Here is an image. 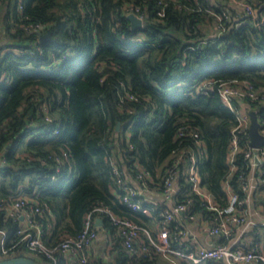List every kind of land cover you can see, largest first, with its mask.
I'll return each instance as SVG.
<instances>
[{
    "label": "trees",
    "instance_id": "trees-1",
    "mask_svg": "<svg viewBox=\"0 0 264 264\" xmlns=\"http://www.w3.org/2000/svg\"><path fill=\"white\" fill-rule=\"evenodd\" d=\"M250 3L257 9L264 0ZM210 10L232 15L221 36ZM132 12L143 19L142 28H132ZM241 14L227 0H0V201L22 188L48 204V247L78 236L85 215L99 204L152 228V218L121 203L110 157L128 179L137 160L156 170L186 125L206 145L202 184L226 205L223 181L239 121L221 90L244 82L264 88V24H258L264 7L234 23ZM49 32L52 40L43 41ZM243 102L264 127V106ZM238 138L230 183L243 198L238 179L248 173L250 128ZM257 193L263 200L264 184ZM193 209L211 213L198 201ZM0 228L13 232L18 223L0 210ZM100 229L109 233L110 256L92 257L94 264H162L159 256L131 255L108 217ZM253 233L264 243V227ZM56 256L57 264H78Z\"/></svg>",
    "mask_w": 264,
    "mask_h": 264
},
{
    "label": "built area",
    "instance_id": "built-area-1",
    "mask_svg": "<svg viewBox=\"0 0 264 264\" xmlns=\"http://www.w3.org/2000/svg\"><path fill=\"white\" fill-rule=\"evenodd\" d=\"M227 1L242 12L238 17L258 16L250 0ZM210 13L217 18V35L221 36L227 24L232 21V15L229 10L221 14L210 10ZM258 24H264V16ZM221 96L225 105L236 113L239 121L234 129L229 151L231 170L223 181L228 199L226 205L221 206L202 184L199 163L205 155L206 145L199 132L191 126L180 125L175 136L178 141L176 149L156 170L151 171L137 160L134 163L135 174L128 179L124 177L127 169L124 171L116 159L110 157L112 172L121 190V203L132 211L152 218L157 230L142 226L116 214L108 206L99 204L85 215L83 229L78 236H67L55 247H48L44 242V235L53 227L51 218L49 220L47 217L52 212L48 204L41 203L37 196H28L21 188L9 199L0 201V210H4L5 218L18 223V228L13 232L0 228L1 259L25 257L36 260L44 257L50 260L47 264H57L56 254L61 253L74 258L78 264H94L90 249L99 239L100 227L106 216L133 256L178 257L187 264L210 261L217 264H264V243L256 239L244 240L250 226L247 211L249 196L256 186L260 188L264 184V145L254 148L250 145L251 139L248 141L245 153L248 173H241L238 179L241 190L246 193L245 197L241 198L230 183L237 170L236 156L240 152L238 135L243 134L251 125V109L243 100L248 98L259 101L264 106V88H254L246 82L225 85ZM238 101H241L239 105ZM259 130L264 135L261 123ZM58 132L54 130L55 134ZM59 170L58 168L57 171ZM262 197L264 198V194ZM196 201L211 212L209 216L193 209ZM261 207L264 209V199ZM99 218L102 219L101 225L97 224ZM179 218L208 223L209 235L216 238L215 245L195 246L188 240L189 234Z\"/></svg>",
    "mask_w": 264,
    "mask_h": 264
},
{
    "label": "crops",
    "instance_id": "crops-1",
    "mask_svg": "<svg viewBox=\"0 0 264 264\" xmlns=\"http://www.w3.org/2000/svg\"><path fill=\"white\" fill-rule=\"evenodd\" d=\"M259 164V160H258ZM257 173L258 170L254 169ZM259 190V186L255 187L252 194L249 196L248 204H247V211L249 215L250 226L247 228V232L245 234L244 240L255 239L254 238V230L256 228L264 227V209L261 207V195L257 193ZM178 220L182 221L183 227L188 232V240L191 241L195 246H202V247H210L214 246L216 243V238H213L209 235V224L201 221H184L182 218ZM156 228V224L154 223L152 229ZM157 230V228H156ZM99 239L97 242L91 247L90 255L92 257H98L99 255L102 256L105 260L109 259L110 253L109 250L111 249V240L109 233H107L104 229H100L99 232ZM178 257H170L160 258L162 264H180ZM182 260V259H180ZM183 261V260H182ZM185 262V261H183ZM206 264H217L213 262H204ZM186 264V263H185ZM203 264V263H201Z\"/></svg>",
    "mask_w": 264,
    "mask_h": 264
},
{
    "label": "water",
    "instance_id": "water-1",
    "mask_svg": "<svg viewBox=\"0 0 264 264\" xmlns=\"http://www.w3.org/2000/svg\"><path fill=\"white\" fill-rule=\"evenodd\" d=\"M263 7H264V5L256 9L257 15L259 14V12L262 10ZM247 17H248L247 15H244V16L235 18L234 23L239 22L241 20H244ZM128 19L131 21L132 28L134 30H136L138 28H142L144 25L143 19L135 13H130L128 15ZM51 37H52V33L49 32L48 34L43 35L42 40L43 41L52 40ZM250 115H251V125H250L251 141H250V145H251V147L258 148V147H261L264 145V135L259 130L260 123L258 120L257 112L255 110H251ZM97 224H99V225L102 224L101 218L97 219ZM0 264H41V263L36 261L35 259L25 258V257H17V258L2 260V261H0Z\"/></svg>",
    "mask_w": 264,
    "mask_h": 264
},
{
    "label": "rangeland",
    "instance_id": "rangeland-1",
    "mask_svg": "<svg viewBox=\"0 0 264 264\" xmlns=\"http://www.w3.org/2000/svg\"><path fill=\"white\" fill-rule=\"evenodd\" d=\"M180 261V264H185L182 260L178 259ZM206 264V263H203Z\"/></svg>",
    "mask_w": 264,
    "mask_h": 264
}]
</instances>
